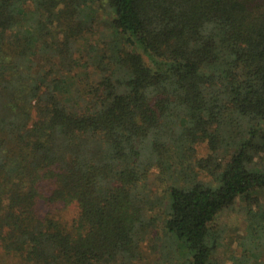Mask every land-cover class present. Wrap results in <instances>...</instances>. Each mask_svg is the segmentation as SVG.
<instances>
[{"label": "trees", "instance_id": "16d2710c", "mask_svg": "<svg viewBox=\"0 0 264 264\" xmlns=\"http://www.w3.org/2000/svg\"><path fill=\"white\" fill-rule=\"evenodd\" d=\"M224 213L264 264V0H0V264H217Z\"/></svg>", "mask_w": 264, "mask_h": 264}, {"label": "rangeland", "instance_id": "374dc122", "mask_svg": "<svg viewBox=\"0 0 264 264\" xmlns=\"http://www.w3.org/2000/svg\"><path fill=\"white\" fill-rule=\"evenodd\" d=\"M206 154V149L204 145L197 146V156L204 157ZM259 193L260 199H263ZM58 212L62 217H67L65 220L70 219L74 214L77 213V209L74 205L68 206L67 208H58ZM218 223L224 225L226 228L225 235L222 242L217 246L214 260L217 264H237L238 261L235 260L236 257L240 255V247L238 246L239 239L242 237V228L244 226L241 216L234 213H224L219 219ZM159 252L158 246L155 254L151 255L148 247L143 246L141 248V256L139 261H134L132 264H156L157 257L156 253ZM255 260H251V264H254Z\"/></svg>", "mask_w": 264, "mask_h": 264}]
</instances>
